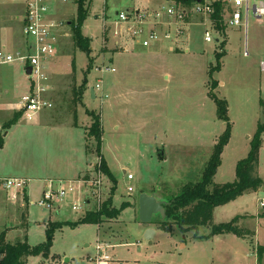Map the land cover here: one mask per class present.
<instances>
[{
    "label": "rangeland",
    "instance_id": "374dc122",
    "mask_svg": "<svg viewBox=\"0 0 264 264\" xmlns=\"http://www.w3.org/2000/svg\"><path fill=\"white\" fill-rule=\"evenodd\" d=\"M19 1L22 0H0V28L12 22L11 33L17 39L24 20ZM18 4H21L20 10L15 11ZM169 6L167 0H93L82 27L83 34L91 38L92 47L93 66L87 72L89 57L81 50L76 51L72 37L71 23L77 17V0L57 4L56 17L64 22L55 62L58 65L52 73L57 101L52 110L43 113L51 114L49 117L55 124L37 132L32 130L35 122L23 114L18 119L21 124L9 135L7 153H4L7 172L29 177L30 183L27 194L17 200L8 199L6 194L0 196V235L6 232L13 243L28 242L36 246L47 241L51 223H66L55 229L48 259L32 256L27 264H95L91 260L98 254L100 243L109 245L108 264H264L261 249L264 185L218 206L214 212L215 224L242 215L239 227L252 230L244 229L251 232L247 237L224 233L196 238V233L208 234L210 228L200 226L182 233L176 224L170 233L155 226H158L155 221L163 220L155 214L151 225L157 234L152 244L145 238L146 228L139 211L141 194L156 193L168 201L184 185L200 181L214 146L226 129L227 122L218 118L217 105L209 94L208 74L216 64L215 54L221 52L223 40H226V53L222 57V69L213 75L219 81L214 92L228 102L232 134L223 150L215 183L236 179L237 163L247 156L257 127L264 122V71L260 69V62L264 60V25L252 12L248 27L225 25V31L218 32L213 20L205 24L202 15L191 11L186 20L188 24H178L181 28L178 37L177 25L166 24L168 16H162L159 20L165 24L158 27L160 33L171 32L172 39L162 37L150 46H144L142 41L147 38L151 25L145 26L141 42L130 39L125 32L116 39L111 31L113 20L121 12L134 14L139 9L160 10ZM185 7L191 10L193 6ZM228 8L225 14L231 13L232 9ZM207 28L214 39L211 42L205 40ZM75 54L78 84L83 83L87 72L89 88L96 87L98 80L103 79V94L97 91L98 96L93 99L86 93L84 105L78 106L79 127L73 129L68 120L75 121L71 115L75 104L71 102L76 86L72 70ZM101 64L116 70L102 74L95 70ZM25 67V63L16 61L1 69V73L10 74L9 81L15 73L9 84L8 80L0 81V98L7 100L0 99V102L13 103L17 110L32 81ZM8 87L10 92L6 95L3 91ZM87 110L95 111L102 118V154L117 180L114 206L121 208L123 202H129L118 218L101 225L82 222L88 210L103 203L93 194L94 187L86 182L101 181L98 189L103 201L109 198L114 186L98 168L100 157L96 142L88 141L92 154L86 151L85 129L91 123ZM13 112L5 123L16 116L17 111ZM6 114L3 109L0 119ZM4 131L3 127L1 134ZM159 150H164V154L160 155ZM128 174L134 178L128 179ZM258 174L264 181V133ZM50 179L63 180L75 188L51 210L36 204ZM129 186L134 190L129 191ZM105 189H109L108 194L104 193ZM74 204L82 207L73 210Z\"/></svg>",
    "mask_w": 264,
    "mask_h": 264
},
{
    "label": "trees",
    "instance_id": "16d2710c",
    "mask_svg": "<svg viewBox=\"0 0 264 264\" xmlns=\"http://www.w3.org/2000/svg\"><path fill=\"white\" fill-rule=\"evenodd\" d=\"M200 0H176L177 4L182 3L187 7H192ZM203 1V0H201ZM93 0H77L78 9L75 21H72L71 28L73 34L74 44L77 50L85 52L89 57V66L87 72L92 70L93 58L91 57L92 47L91 38L85 36L82 32V27L85 19L89 15L90 6ZM215 12L212 15L215 28L218 32L225 31L224 9L226 8L224 0H215L213 2ZM189 16L186 18L188 21ZM223 46L221 52H216V64L209 70V80H211L210 96L215 100L217 105V115L219 119L227 122L226 129L222 135L219 136L211 157L209 158L202 174V179L195 183H188L183 186L182 190L171 199L165 206L166 219L155 221L158 227L172 233L174 225L176 224L182 233H187L191 230H196L200 226H207L210 228L208 236H200L196 233V238H207L210 236H217L224 233H233L238 237H247L250 232L240 228L239 216L235 217L229 222H221L215 224L213 222V214L216 207L225 205L243 194L250 191H257L264 185L263 179L258 174L260 162V148L262 145V136L264 133V122L259 123L257 130L251 140V147L247 156L238 161L236 166V179L232 182L217 184L214 177L222 163V153L225 146L228 144L232 134V123L228 115V102L226 99L219 98L214 90L219 86V81L213 78L216 71L222 69V57L225 55L226 40L221 42ZM75 60H73V69L76 68ZM87 72L85 73L83 83L79 87L74 88V106L83 105V95L88 89ZM213 78V79H212ZM77 110V108H75ZM76 110L75 120H77ZM91 117V125L87 130V146L88 141L96 142V151L100 157V164L98 168L100 171L108 176L114 183L110 191V196L101 206L94 210H88L82 219L84 223L101 224L105 220L116 219L121 214V211L129 205V202H123L121 208L114 206V193L117 185V180L102 154L103 145V125L101 116L92 110H87ZM23 116V111L19 110L13 119L4 124V129L10 128L18 119ZM5 139L3 134H0V150L4 147ZM66 223H51L47 231V241L33 246L28 242H11L6 232L0 235V264H27L28 259L32 256H44L48 259L50 255V248L53 242L54 231ZM261 249H264L263 247ZM261 256V252H258ZM259 256V257H260Z\"/></svg>",
    "mask_w": 264,
    "mask_h": 264
},
{
    "label": "built area",
    "instance_id": "2783aa9c",
    "mask_svg": "<svg viewBox=\"0 0 264 264\" xmlns=\"http://www.w3.org/2000/svg\"><path fill=\"white\" fill-rule=\"evenodd\" d=\"M68 0H22L25 6L23 35L25 38V46L21 51L12 52L5 47L0 48V67L17 62H23L26 66H31L32 71L30 79L32 80V88L28 94L23 96L20 110L28 120H33L36 115L45 109L52 108L53 103L46 98L47 85L50 82L47 65L48 62L57 55L58 42L60 32L64 22L56 17V7L59 2H67ZM215 0H203L196 2L191 10L179 4H171L169 7L160 10L143 9L138 10L134 14L130 12H121L118 17L113 20L114 36H121L125 32L132 40L141 42L140 37L145 33V26H153L148 33L146 39H143L144 46H150L153 41L172 39L171 32L161 34L158 27L163 24L177 25L176 35L180 32L179 23L188 24L186 18L190 16L191 11L204 17L205 24L212 20L215 12L213 2ZM226 8L224 9L225 25L245 26L248 27L250 12L259 19L264 25V0H224ZM231 13H227L229 7ZM166 11V12H165ZM162 16H168L165 23L159 19ZM245 19L242 22V19ZM110 28V26H109ZM114 37V38H115ZM205 40L213 41L210 29L205 31ZM119 44V41H116ZM261 69L264 71V60L261 61ZM95 70L104 74L107 71H115L114 67H106L104 64L95 67ZM103 79L98 80V84L94 87L95 92L100 91L103 94ZM128 179L132 180L134 176L128 174ZM58 183L57 185L55 183ZM29 178L25 177H4L0 176V191L7 192L11 200H17L20 195H26L28 192ZM86 184L93 186V194L98 197L100 203L102 200L100 180H90ZM94 184V185H93ZM42 192L37 205L46 209H54L55 204L65 200L66 195L73 191L74 185L67 186L63 180L50 179ZM129 191H133V186H129ZM104 193L108 194L109 189H105ZM103 193V194H104ZM89 204V201H87ZM264 205V202H262ZM101 206V205H100ZM82 207L80 204H74L72 209L78 211ZM98 254L92 258L95 264H107L111 257L107 254L103 244L97 245Z\"/></svg>",
    "mask_w": 264,
    "mask_h": 264
},
{
    "label": "crops",
    "instance_id": "0c3cea01",
    "mask_svg": "<svg viewBox=\"0 0 264 264\" xmlns=\"http://www.w3.org/2000/svg\"><path fill=\"white\" fill-rule=\"evenodd\" d=\"M21 4V6H22V10H23V14H25V6H24V3L22 2V1H19ZM167 3H169L170 5L171 4H177L176 3V0H167ZM20 5L18 4V5H16V7L17 8H15L16 10L15 11H18V9L20 10ZM179 5H181V4H179ZM19 16H20V14L18 13V14H16V18H18L19 19ZM10 23L12 24L11 26H13V23L12 22H7V23H5V24H3L2 26H1V28H0V48H2V47H5L6 49H8L9 51H12V52H17V51H21L23 48H24V46H25V41L22 43L21 41H22V39L24 40L25 38H24V35H23V24H22V27H21V33H20V35H19V39H17V36H14V33H13V35H12V33H11V31H12V27L10 26ZM22 23H24V20H23V22ZM16 27V26H15ZM119 41V40H118ZM20 43H22V44H20ZM130 43V39L128 40V44ZM170 50H174V47L173 46H170ZM76 51H77V49H76ZM57 57H58V54L56 55V56H54L48 63V65H47V68H48V74H49V77H50V82L48 83V85H47V92H46V98L47 99H49L50 101H52V103H53V107H54V104H56V101H57V99H56V95H54L55 94V90H53L54 89V84L52 83V73H53V69H54V66H57V65H55L56 63V59H57ZM73 60H75V64H76V54H75V58L73 59ZM73 62V61H72ZM27 67H29V66H26L25 67V72H26V68ZM3 68V66L2 67H0V81L1 82H6L7 80H8V84H9V82L13 79L12 78V76H14V73L15 72H13V74L11 75V80L9 81V76H10V74L8 73V72H6V71H4L3 73H1V69ZM260 69H261V62H260ZM72 70H73V72L75 73V83H76V86L75 87H79L82 83H80V84H78L79 82L76 80V68H75V70L73 69V66H72ZM261 71H263L262 69H261ZM4 75L6 76V77H4ZM29 76V75H28ZM83 82V81H82ZM1 86V85H0ZM29 89V91H28V93L30 92V90H31V88H32V82L30 83V86L28 87ZM6 95L7 94H9V92H10V89H9V87L8 88H5V90L3 91ZM87 92H89V95L93 98V99H96L97 98V96H98V93L97 92H95L94 91V93H92L91 92V88H89V86H88V89L85 91V93H84V95H83V105H84V100H86L85 99V95H86V93ZM27 93V94H28ZM25 96V95H24ZM74 89H73V96H72V100H71V102L74 104ZM0 99H3V101H7L6 100V98L5 97H2V98H0ZM72 104V105H73ZM56 106V105H55ZM79 106H81V105H79ZM20 107H21V105H20ZM53 107L52 108H48V109H45V110H43L42 112H40L38 115H36L35 116V118L33 119V120H31V121H34L35 122V124H33L32 125V130H34V131H40V130H43L44 128H46V127H49V126H51L52 124H55L54 122H52L51 120H53V119H50V117H49V115L51 116V114H43L45 111H47V110H52L53 109ZM75 108H77V110L75 109ZM3 109H6V111H7V116L5 117V118H3V119H0V134H1V132H2V130H3V125L5 124V121H7L8 120V118L12 115V113H14L13 111H19V110H17V108H15V107H13V103H11V105L8 103V102H6V104H4L3 102H0V112L1 111H3ZM72 109H73V111L75 112V110H76V114H77V111H78V107H75V106H73L72 107ZM74 112L71 114V115H73V117L75 116V114H74ZM64 113V112H63ZM49 117V118H48ZM74 119H75V117H74ZM72 120V119H71ZM77 120H75L74 122L73 121H69L68 120V122H69V125L74 129V127H76V126H78L79 127V124H78V121L76 122ZM92 122V121H91ZM21 123H20V121H18L17 123L15 122V124H13L10 128H8V129H5V131H4V133H3V136H4V139H5V144H4V147L0 150V176H4V177H25V176H16V175H14V173H11V172H7V166H8V161L6 160V155L7 154H4V153H7V152H5L6 151V147H7V144H8V138H9V135L10 134H12L11 132H12V130L13 129H16L19 125H20ZM59 124H61V123H59ZM91 125V123L89 124V125H87L86 127H89ZM25 127V126H24ZM25 130H27V128L25 129ZM87 134V129H85V135ZM85 138H87V135L85 136ZM86 146H87V139H86ZM86 151L87 152H89L90 154H92L91 152H90V149H89V146H87L86 147ZM106 159V158H105ZM260 163V162H259ZM25 178H29V177H25ZM30 179V178H29ZM262 188V187H261ZM4 194H6L7 195V197H8V199H10L9 198V196H8V194H7V192H5V191H0V196H3ZM247 193H245V194H243L242 196H240V197H238L237 199H240V198H242L243 196H245ZM158 196V195H157ZM159 197V196H158ZM237 199H235V200H237ZM11 200V199H10ZM235 200H233V201H235ZM13 201V200H12ZM232 202V201H231ZM230 203V202H229ZM228 204V203H227ZM261 205H262V203H261ZM264 206V205H263ZM217 208V207H216ZM215 208V209H216ZM214 212H215V210H214ZM241 217H243L242 215H240ZM239 216V217H240ZM213 217H214V214H213ZM106 221V220H105ZM105 221H103V223H105ZM103 223H101V224H103ZM221 223V222H220ZM101 224H99V225H101ZM155 226L157 227V228H159L156 224H155ZM150 227L151 228H154V227H152V225H150ZM242 229H249V230H251L250 228H242ZM251 232H252V230H251ZM250 232V233H251ZM255 233H256V231H255ZM157 234V230H155V234L154 235H156ZM210 234V231H209V233L208 234H205V235H200V236H208ZM211 237V236H210ZM218 240H221V237L220 236H218ZM101 244H103V243H101ZM152 244V243H151ZM105 247H107V249H108V247H109V245L107 244V243H105V244H103ZM261 247H263L264 248V245H262ZM263 252H264V249H263ZM117 258V257H116ZM108 264V263H107ZM122 264H123V262H122Z\"/></svg>",
    "mask_w": 264,
    "mask_h": 264
},
{
    "label": "water",
    "instance_id": "95a60500",
    "mask_svg": "<svg viewBox=\"0 0 264 264\" xmlns=\"http://www.w3.org/2000/svg\"><path fill=\"white\" fill-rule=\"evenodd\" d=\"M70 23V22H69ZM32 71L31 66L26 68V74L30 75ZM94 87L91 88V92L94 93ZM159 154L163 155L164 150H159ZM126 172V171H125ZM168 201H165L157 196L156 193L148 194L142 193L139 200V211H140V220L143 222L144 227L146 228L145 238L152 243L154 238L155 230L150 227L153 222L155 214H159L163 220L166 219L165 206L168 204Z\"/></svg>",
    "mask_w": 264,
    "mask_h": 264
}]
</instances>
